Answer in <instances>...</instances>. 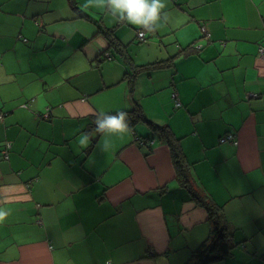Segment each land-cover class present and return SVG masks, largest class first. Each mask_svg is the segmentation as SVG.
I'll return each mask as SVG.
<instances>
[{"label":"crops","instance_id":"obj_1","mask_svg":"<svg viewBox=\"0 0 264 264\" xmlns=\"http://www.w3.org/2000/svg\"><path fill=\"white\" fill-rule=\"evenodd\" d=\"M85 2L0 0V264H188L211 224L176 151L235 244L212 264H264V0H163L148 30Z\"/></svg>","mask_w":264,"mask_h":264},{"label":"trees","instance_id":"obj_2","mask_svg":"<svg viewBox=\"0 0 264 264\" xmlns=\"http://www.w3.org/2000/svg\"><path fill=\"white\" fill-rule=\"evenodd\" d=\"M72 5H74V3H72ZM126 112L129 114L128 119L130 121V126L134 125L138 121L145 120V116L141 111L140 105L137 103L132 110ZM116 115L117 114L104 115L98 118L103 120L107 116ZM95 121L96 119L92 122V125L97 131ZM159 130L162 134H165L164 136H168L166 128L159 127ZM97 132L100 133L99 131ZM9 149L10 144L6 143L0 152L1 159L8 160ZM173 162L177 176L180 179V186L184 187L190 193L192 199L206 210L208 214V221L211 224L210 234L192 253L188 264H212L220 262L229 256L235 247L230 232L220 221V207L215 205L200 189H198L197 186H194V182L188 175V167L184 164L179 151L174 153Z\"/></svg>","mask_w":264,"mask_h":264},{"label":"clouds","instance_id":"obj_3","mask_svg":"<svg viewBox=\"0 0 264 264\" xmlns=\"http://www.w3.org/2000/svg\"><path fill=\"white\" fill-rule=\"evenodd\" d=\"M107 6L118 22H126L137 28L148 30L150 24H156L161 19V11L165 8L163 0H97L100 8ZM85 7H93L92 0H86ZM102 115V113H101ZM127 112H118L116 116H107L103 120L97 118V131L108 134H126L130 131ZM127 120V123H126ZM80 145L86 146L88 138L82 136ZM9 212L0 208V222H3Z\"/></svg>","mask_w":264,"mask_h":264},{"label":"built area","instance_id":"obj_4","mask_svg":"<svg viewBox=\"0 0 264 264\" xmlns=\"http://www.w3.org/2000/svg\"><path fill=\"white\" fill-rule=\"evenodd\" d=\"M202 34H203V35H206V36L209 35L204 29H202ZM137 37H138V39H139L140 41H144V40H145V34H144V32L141 31V30L138 31V32H137ZM197 47H199V46H197ZM259 53H260L262 56H264V49H263V48H260V49H259ZM106 57H107L108 59H110V56H109V55H106ZM172 99H173L174 102H175V103H174V107H175V108H179V107L181 106V103H180V101L178 100L177 95H176L175 92L172 93ZM22 107L26 108V107H27V104H23ZM2 117H3V116L0 114V120L2 119ZM227 142H231L233 145H237V144H238L237 141L235 140L234 136H233L232 134H230V133H227V134L222 135V136L219 138V140H218V143H219V144H223V143H227ZM140 143H142V141H140Z\"/></svg>","mask_w":264,"mask_h":264},{"label":"bare ground","instance_id":"obj_5","mask_svg":"<svg viewBox=\"0 0 264 264\" xmlns=\"http://www.w3.org/2000/svg\"><path fill=\"white\" fill-rule=\"evenodd\" d=\"M150 143L151 144L154 143V139L153 138L150 139Z\"/></svg>","mask_w":264,"mask_h":264},{"label":"rangeland","instance_id":"obj_6","mask_svg":"<svg viewBox=\"0 0 264 264\" xmlns=\"http://www.w3.org/2000/svg\"><path fill=\"white\" fill-rule=\"evenodd\" d=\"M24 108V107H23ZM27 108V107H26ZM3 116V114H1Z\"/></svg>","mask_w":264,"mask_h":264},{"label":"water","instance_id":"obj_7","mask_svg":"<svg viewBox=\"0 0 264 264\" xmlns=\"http://www.w3.org/2000/svg\"><path fill=\"white\" fill-rule=\"evenodd\" d=\"M118 40V39H117ZM119 41V40H118Z\"/></svg>","mask_w":264,"mask_h":264}]
</instances>
